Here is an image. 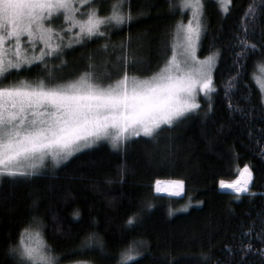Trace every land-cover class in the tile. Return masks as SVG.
Wrapping results in <instances>:
<instances>
[{"label": "snow or ice", "instance_id": "obj_1", "mask_svg": "<svg viewBox=\"0 0 264 264\" xmlns=\"http://www.w3.org/2000/svg\"><path fill=\"white\" fill-rule=\"evenodd\" d=\"M165 3L181 19L169 37L170 45H165L163 66L150 76H142L135 70L140 58L130 51L131 37L117 44L111 33L114 28L130 29L141 18L151 17L154 0H110L107 11H102L104 0H0V209L11 211L2 185L40 175L49 157L58 166L103 141L123 152L143 141L171 163L181 152L180 126L193 117L201 123L212 119L218 95L213 70L220 53L203 60L196 54L208 27L205 2ZM230 3L220 0L221 10L227 13ZM185 12L189 14L186 23ZM94 40H103L100 48L107 54L104 67L118 69L115 77L111 72L96 71L91 52L87 68L77 78L64 80L56 74L66 63V49L83 48ZM231 46L233 71L223 81L221 91L228 119L243 124L251 138L255 118L264 121V75L253 76L259 89L255 94L244 73L250 57L257 58L264 72V0H250ZM33 67L43 73L35 81L21 75ZM253 151L264 160V134L256 139ZM124 172L122 168L121 178ZM253 179V168L245 163L235 179L219 180V187L232 190L236 200L245 194L251 200L257 195L251 188ZM155 183L157 192L165 190L160 180ZM167 183L183 191L185 180ZM29 207H39L38 195L33 194ZM183 210L187 211V206ZM73 216L79 217L80 212L74 210ZM52 219L57 220V215ZM138 223L135 214L125 221L128 227ZM44 227L43 218L31 215L16 243L8 244L0 264H60L61 254L47 242ZM55 228L63 230L60 223ZM232 241L224 246L223 258H214L202 249L196 264H264V206L247 222L241 221ZM80 246L103 250L105 242L99 234L89 232ZM145 252L150 254L151 249H123L118 264H128ZM73 264L90 262L76 260ZM153 264H176V257L169 251Z\"/></svg>", "mask_w": 264, "mask_h": 264}, {"label": "trees", "instance_id": "obj_2", "mask_svg": "<svg viewBox=\"0 0 264 264\" xmlns=\"http://www.w3.org/2000/svg\"><path fill=\"white\" fill-rule=\"evenodd\" d=\"M109 2L104 0L102 11H107ZM249 2L231 0L225 13L217 0H205L208 27L199 44L198 56L205 59L220 53L213 70L218 95L214 97L212 119L201 123L200 118L193 117L180 126L178 158L165 162L159 151H153L143 141L131 144L126 152L101 142L57 168L4 183L3 193L8 195L7 208L11 211L0 209V258L9 243H16L20 230L33 214L43 218L45 238L61 254L60 264H73L76 260L118 264L121 250L129 248L133 252L150 248L151 252L137 256L128 264H153L154 260L165 258L169 251L176 257V264H196L202 249L214 258H223L224 246L233 242L232 234L238 231L241 221L247 222L264 206V160L253 151L256 139L264 134L261 132L264 121L255 118L250 138L243 124L228 119L221 91L223 81L233 71L231 41L242 25ZM154 3L151 17L141 18L130 29L114 28L111 33V40L117 44L131 37L130 51L140 58L135 70L142 76H150L163 66L165 45H170L169 37L181 19L179 13L170 12L165 0H154ZM188 15L185 12V22ZM102 43L103 40H94L83 48L77 45L66 49V63L56 74L64 80L77 78L87 68V56L91 52L96 71L111 72L115 77L118 69L104 67L107 54L100 48ZM167 55H171L170 48ZM259 67L257 58L250 57L244 73L245 82L255 94L259 89L253 76H257ZM42 74L36 67L21 73L33 81ZM245 163L253 168L251 188L257 195L250 200L245 194L236 200L231 190L219 187V180L235 179ZM176 179L185 180L182 195L156 191L157 180ZM33 194L39 196V207L34 209L29 207ZM185 206L187 211L183 210ZM74 210L80 212L79 217L73 216ZM53 214L57 215L55 221ZM133 214L139 223L128 227L125 221ZM57 223L62 225L60 232L56 231ZM89 232L102 237L103 250L80 246Z\"/></svg>", "mask_w": 264, "mask_h": 264}, {"label": "rangeland", "instance_id": "obj_3", "mask_svg": "<svg viewBox=\"0 0 264 264\" xmlns=\"http://www.w3.org/2000/svg\"><path fill=\"white\" fill-rule=\"evenodd\" d=\"M218 2H219V4H220V0H217ZM204 2H205V0H204ZM187 22V21H186ZM185 22V23H186ZM38 48L40 47V45H38L37 46ZM198 49H199V47L197 48V56L199 55L198 54ZM178 52H179V49H178ZM198 58H199V56H198ZM199 59H201V58H199ZM201 60H203V59H201ZM261 75H264V72H262V70H261V67H259L258 68V73H257V77H259V76H261ZM201 96H202V94H201ZM103 142H107V141H103ZM78 154V153H77ZM76 155V154H75ZM74 155V156H75ZM72 158V157H71ZM70 158V159H71ZM69 159V160H70ZM67 161H62L58 166L57 165H54L53 164V162H52V160H51V158L49 157L47 160H46V164H47V167H45V168H43L41 171H44V170H48V169H54V168H57V167H59L61 164H64V163H66ZM160 187L162 188V189H165L164 191H161V193H167V194H172V195H182L183 193H184V189H183V191H179L178 189H176L175 188V186H173V185H165L164 184V182H161V185H160ZM226 190H230V189H226Z\"/></svg>", "mask_w": 264, "mask_h": 264}, {"label": "bare ground", "instance_id": "obj_4", "mask_svg": "<svg viewBox=\"0 0 264 264\" xmlns=\"http://www.w3.org/2000/svg\"><path fill=\"white\" fill-rule=\"evenodd\" d=\"M167 182H168V181H165V182H164V184H165V185H170V184H169V183H167Z\"/></svg>", "mask_w": 264, "mask_h": 264}, {"label": "water", "instance_id": "obj_5", "mask_svg": "<svg viewBox=\"0 0 264 264\" xmlns=\"http://www.w3.org/2000/svg\"><path fill=\"white\" fill-rule=\"evenodd\" d=\"M232 191V190H231Z\"/></svg>", "mask_w": 264, "mask_h": 264}]
</instances>
